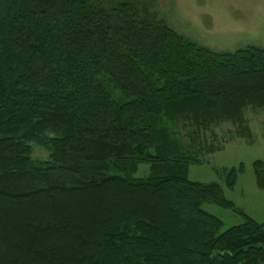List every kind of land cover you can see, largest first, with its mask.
I'll return each instance as SVG.
<instances>
[{
  "label": "trees",
  "instance_id": "trees-1",
  "mask_svg": "<svg viewBox=\"0 0 264 264\" xmlns=\"http://www.w3.org/2000/svg\"><path fill=\"white\" fill-rule=\"evenodd\" d=\"M153 6L0 0V264H264V222L188 179L178 132L264 109V48L212 50ZM253 173L264 190V161ZM204 203L241 223L221 231Z\"/></svg>",
  "mask_w": 264,
  "mask_h": 264
},
{
  "label": "rangeland",
  "instance_id": "rangeland-1",
  "mask_svg": "<svg viewBox=\"0 0 264 264\" xmlns=\"http://www.w3.org/2000/svg\"><path fill=\"white\" fill-rule=\"evenodd\" d=\"M153 10L174 31L215 51H234L248 45L264 48V0H154ZM192 129L179 126L185 148L197 152L199 164L190 165L188 179L217 184L226 200L256 222H264V190L255 183L253 162L264 161V109L246 108L241 122H221L207 132L191 135ZM29 159L48 160V148L28 142ZM213 150L208 152L207 147ZM242 165L232 187L226 184L231 168ZM148 174L141 164L135 177ZM201 208L223 222L221 231L241 223L232 209L204 203Z\"/></svg>",
  "mask_w": 264,
  "mask_h": 264
}]
</instances>
